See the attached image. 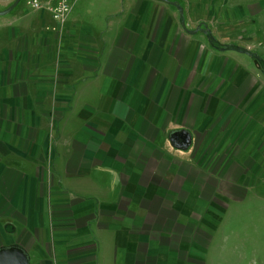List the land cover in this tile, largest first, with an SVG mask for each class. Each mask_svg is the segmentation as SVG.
<instances>
[{"label":"crops","instance_id":"crops-1","mask_svg":"<svg viewBox=\"0 0 264 264\" xmlns=\"http://www.w3.org/2000/svg\"><path fill=\"white\" fill-rule=\"evenodd\" d=\"M11 1L0 0V9ZM192 1L193 8L182 3L188 28L212 17L224 23L251 5L210 0L207 11ZM17 2L0 14V245L18 244L28 264H207L213 233L234 211L225 207L245 198L243 188L264 193V97L256 88L244 94L250 71L229 53L238 51L178 27L177 8L164 0H73L61 22ZM171 85L173 126L164 110ZM244 115L240 131L233 126ZM180 129L191 135L186 148L169 139ZM206 130L209 162L204 146H196V164L188 162ZM249 130L253 141L245 137L237 154L218 141ZM148 147L168 160L170 148L178 151L200 175L223 160L230 173L209 177L224 205L210 200L199 209L193 200L187 208L194 188L181 181L171 192L169 179L153 175L159 159ZM211 226L206 244L192 239Z\"/></svg>","mask_w":264,"mask_h":264},{"label":"rangeland","instance_id":"rangeland-1","mask_svg":"<svg viewBox=\"0 0 264 264\" xmlns=\"http://www.w3.org/2000/svg\"><path fill=\"white\" fill-rule=\"evenodd\" d=\"M21 1L18 0L17 5L21 4ZM181 5L184 4H193L191 5V8L194 7V2L192 0H176ZM250 2V6L248 8V13L245 15H240V11H242V8H245L244 6L236 9L234 15L231 17V20L225 21L224 23H221L219 20H214L215 18L212 17V20L207 21H192L190 24L192 27H195L196 25H207L212 26L214 29L215 34L217 35V38L220 41L225 42H232L237 43L243 46H246L250 48L253 51H257L261 57L264 58V0H248ZM209 2L210 0H201L199 2L203 6H206L207 11H209ZM236 3V2H235ZM183 6V5H182ZM246 6V5H245ZM235 7V6H234ZM248 7V6H247ZM184 8V6H183ZM178 10V9H177ZM196 14V12H195ZM185 17V15H184ZM211 21V22H209ZM186 23V22H185ZM177 25L178 27H181L180 23L178 22V14H177ZM221 34V35H219ZM179 36L177 35L176 38ZM234 56V60L238 63H241L244 65L249 72L248 75L245 76L244 79H246V82H244L241 86H245L246 92L244 94H252L254 91V88L257 89L260 95H263L264 97V74L260 71V69L254 64L253 58L246 54L241 52H229ZM242 58V59H241ZM246 63V64H245ZM178 68H176L177 70ZM175 70V72H176ZM235 71V69H234ZM233 71V72H234ZM258 79L259 85L257 86L251 79ZM174 82V79L172 80ZM175 85H171L167 87V93L169 94V97L166 101V105L164 107V110L166 111V119L170 123V126L177 125V98H176V90H174ZM176 87V86H175ZM249 88V89H248ZM248 89V90H247ZM250 89L252 91H250ZM242 100V99H240ZM235 108L239 104V102L233 103ZM156 109V107H155ZM162 108H158V112H160ZM243 110H251L250 109H244ZM242 113V112H241ZM246 115L239 118L235 124L234 128L240 129V131H243L247 127L248 119ZM164 120V119H163ZM187 124H192L193 118L190 121L188 118ZM185 120V121H186ZM264 118L261 119L260 123L263 122ZM210 133L208 130L203 131L201 135V139L195 143V146L191 149V156H187L186 159L188 162L195 163L194 157H197V148L198 146L203 147L202 153L204 154V162H209L208 158H210L212 154L211 145L207 142L208 138L210 137ZM245 135V134H244ZM241 136L238 134L237 137H234L233 135L226 136L220 135L218 138V141L222 142L221 145H223V148L229 147L231 151V146L233 147V151L235 152L238 150L239 147H241V142L246 137L248 143H251L254 136V131L249 130L246 136ZM154 136H156L154 134ZM211 138V137H210ZM240 139L238 142L236 139ZM207 142V143H206ZM247 144V142H246ZM239 145V147L237 146ZM197 146V148H196ZM259 146V145H258ZM200 147V148H201ZM245 148V146L243 145ZM260 148V146L258 147ZM264 149V142L261 145V149ZM241 149V148H240ZM142 148L139 149L138 157L136 158L137 164L143 163L141 158L140 151ZM147 153H150V159H159L162 164L165 165V167L160 166V163L158 161V164L154 163L152 167L154 170L153 175L156 178H165L169 179L168 186L171 188V192L175 190L178 186L179 189L182 190L181 187V181L182 183L185 181L187 184L191 185L194 188L195 191V198L193 197L188 200V197H186V200L188 202L186 203V206L188 208L192 206V203H195L198 205L197 208L204 209L202 204L207 206L205 209L209 208L208 202L210 200L216 201L221 206L224 205L225 199H217L215 200V196H213V189H215L217 183L216 181H213L209 174H226L230 173L231 169L230 167L224 163L223 166H220L221 159L219 161H215L210 166L209 164L205 167L198 168L202 169L205 174L200 175L199 170L194 168L193 166H187V164H183L182 161H179L180 154L178 151L172 150L170 148L169 152V160L165 159L166 155L163 154L159 149L157 148H149L146 151ZM237 154V152L235 153ZM226 155V152L224 151L221 156ZM220 156V157H221ZM185 157V156H184ZM168 164H169V170H168ZM196 164V163H195ZM143 166V165H142ZM187 173V174H186ZM188 175L189 177H183ZM168 176V177H167ZM164 182V180L162 181ZM242 186L241 183H236ZM221 185V184H220ZM264 188V186H263ZM247 192L244 199H241L239 201L230 202L225 209H234V211L228 215V217H225L223 221L221 222V225L219 226L218 230L213 233V239L209 246L211 250V257L208 260L206 258L207 264H264V193L263 189L260 187L258 188H249L245 189L243 188V192ZM256 191L257 193L261 194L256 195L254 193ZM187 192V190H186ZM174 194V192H173ZM181 194V192H180ZM222 202V203H221ZM194 215V214H193ZM212 226L208 230L199 231V234L197 235V230H195L194 233H192V239L201 240L203 244H206L211 236L212 233ZM190 230L192 232V228L186 226V232L184 238H188L187 236L190 233ZM172 232V230H169ZM181 238V236H178ZM188 255L186 254V258ZM211 261V263H210Z\"/></svg>","mask_w":264,"mask_h":264},{"label":"water","instance_id":"water-1","mask_svg":"<svg viewBox=\"0 0 264 264\" xmlns=\"http://www.w3.org/2000/svg\"><path fill=\"white\" fill-rule=\"evenodd\" d=\"M17 1L18 0H12L6 7L0 9V14L9 11ZM164 1L175 5L178 9L179 23L187 32L194 33L197 30L202 31L210 45L214 48L221 50L233 49L250 55L253 58L254 64L264 74V58L261 57L257 51H253L250 48L237 43L220 41L213 35L211 29L206 25L198 24L195 28H188L184 19L183 6L176 0ZM169 139L176 147L186 148L191 141V135L186 129H180L173 131L170 134ZM0 264H28L27 253L16 243L0 245Z\"/></svg>","mask_w":264,"mask_h":264},{"label":"built area","instance_id":"built-area-1","mask_svg":"<svg viewBox=\"0 0 264 264\" xmlns=\"http://www.w3.org/2000/svg\"><path fill=\"white\" fill-rule=\"evenodd\" d=\"M73 0H23L32 9L46 11L55 22H61L70 9ZM56 29V25H52Z\"/></svg>","mask_w":264,"mask_h":264},{"label":"flooded vegetation","instance_id":"flooded-vegetation-1","mask_svg":"<svg viewBox=\"0 0 264 264\" xmlns=\"http://www.w3.org/2000/svg\"><path fill=\"white\" fill-rule=\"evenodd\" d=\"M261 71V70H260Z\"/></svg>","mask_w":264,"mask_h":264}]
</instances>
